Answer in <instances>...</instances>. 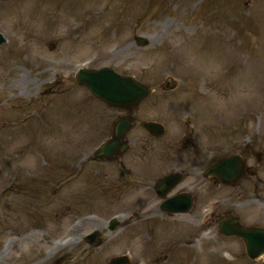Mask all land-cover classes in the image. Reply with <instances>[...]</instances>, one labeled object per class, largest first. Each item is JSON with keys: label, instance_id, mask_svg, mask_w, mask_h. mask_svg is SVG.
Returning <instances> with one entry per match:
<instances>
[{"label": "rangeland", "instance_id": "rangeland-1", "mask_svg": "<svg viewBox=\"0 0 264 264\" xmlns=\"http://www.w3.org/2000/svg\"><path fill=\"white\" fill-rule=\"evenodd\" d=\"M0 31L7 40L0 45V264H106L121 253L130 264H229L220 241L178 246L180 235H191L188 226L181 233L180 222L158 216L114 233L101 221L87 225L84 232L103 228L99 248L54 247L72 218H65L69 207L107 216L121 204L102 198L103 208L84 198L87 180L83 188L85 175L74 171L70 153L78 145L95 147L115 113L75 85L70 71L73 62L94 56L93 67L110 66L152 85L157 91L142 111L167 122L172 133L183 130L178 115L185 110L212 128L244 116L250 126L261 113L264 129V0H10L0 3ZM136 35L147 36L150 46L138 48ZM168 72L180 79L178 88L157 95ZM82 167L91 183L116 184L111 165L97 180L93 165ZM132 188L130 195L147 198ZM34 230L11 250L2 248L6 237Z\"/></svg>", "mask_w": 264, "mask_h": 264}, {"label": "flooded vegetation", "instance_id": "flooded-vegetation-1", "mask_svg": "<svg viewBox=\"0 0 264 264\" xmlns=\"http://www.w3.org/2000/svg\"><path fill=\"white\" fill-rule=\"evenodd\" d=\"M247 151H249V149H247ZM248 157L249 156L246 153V157L244 158L248 159ZM257 161L260 162L261 158H257ZM249 166L250 165L245 166L244 168L243 179L237 181L235 185L232 186H224L216 178H211L212 185L209 188V191H206L202 195L203 202L206 201V199L218 198L220 203L224 204L223 207L214 215V217L220 215L221 213H230L236 214L241 218L242 215L240 212H244L246 207H249L255 201H264V172L262 171V167L256 165L252 166L254 168L251 172ZM199 185H201V183H199ZM196 187H198V185H196ZM197 190H200L199 187ZM197 190L195 189L196 198L201 196V193ZM215 201L217 206H219V201ZM259 212V210L258 212H255L257 220L251 223L264 226L262 225V223H264V216H261ZM197 220L199 221L198 217Z\"/></svg>", "mask_w": 264, "mask_h": 264}]
</instances>
